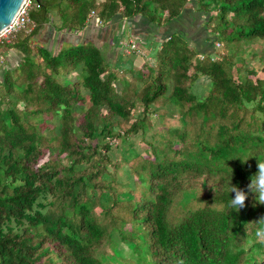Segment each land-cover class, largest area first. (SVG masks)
<instances>
[{
	"label": "trees",
	"instance_id": "16d2710c",
	"mask_svg": "<svg viewBox=\"0 0 264 264\" xmlns=\"http://www.w3.org/2000/svg\"><path fill=\"white\" fill-rule=\"evenodd\" d=\"M35 1L33 28L0 43L22 54L0 65V264H264V205L228 207L264 159V0ZM190 1L211 50L176 32L138 70L89 41L31 42L51 10L76 31L91 12L165 25ZM138 135L141 152L111 158Z\"/></svg>",
	"mask_w": 264,
	"mask_h": 264
},
{
	"label": "crops",
	"instance_id": "0c3cea01",
	"mask_svg": "<svg viewBox=\"0 0 264 264\" xmlns=\"http://www.w3.org/2000/svg\"><path fill=\"white\" fill-rule=\"evenodd\" d=\"M59 18L58 12L51 10L49 20L32 37V44L54 54L64 46L89 41L101 50L110 66L116 69L138 70L144 62L153 58L159 44L176 32L186 34L190 43L202 52L212 48L209 35L202 27L203 16L195 10L192 1L179 18L165 25L153 24L141 15L128 19L116 15L110 21L101 23L98 18L89 16L82 29L72 31L61 28ZM131 40L136 44V50L129 48ZM0 54L4 56L2 65L5 68L16 67L22 57L20 51L13 47L0 48Z\"/></svg>",
	"mask_w": 264,
	"mask_h": 264
},
{
	"label": "clouds",
	"instance_id": "9594fccd",
	"mask_svg": "<svg viewBox=\"0 0 264 264\" xmlns=\"http://www.w3.org/2000/svg\"><path fill=\"white\" fill-rule=\"evenodd\" d=\"M256 159L258 171L255 175L250 177V183L247 186L248 191L246 192L237 186H233L232 184L230 185V192L235 194L234 198L231 197L228 203V207L230 209H234L239 212L241 209L245 208L246 201L249 199L250 194L252 195L254 200L253 206H256V204L264 205V159ZM247 161L243 162L247 163ZM252 224L256 225L255 231L253 233L255 241L257 243L264 244V217H262L259 222H254ZM247 243L248 236L247 239L242 242L241 246H246Z\"/></svg>",
	"mask_w": 264,
	"mask_h": 264
},
{
	"label": "rangeland",
	"instance_id": "374dc122",
	"mask_svg": "<svg viewBox=\"0 0 264 264\" xmlns=\"http://www.w3.org/2000/svg\"><path fill=\"white\" fill-rule=\"evenodd\" d=\"M118 37V36H117ZM132 43H134L133 40H131ZM130 42V43H131ZM144 44V43H143ZM136 44L134 43V49L136 50ZM129 48H133L130 46ZM262 45H255V49L257 52L261 53L262 50ZM259 53H257V56L255 57L254 60L249 62V66H251L254 62L258 61L259 59ZM142 56V55H141ZM4 64V56L0 54V65ZM262 77H264V73H260ZM209 87V79L207 77L202 76L199 80L195 82V84L192 87V92L198 97V99H203L207 90ZM168 112L170 116L174 117V111L171 106H168ZM153 118V117H152ZM153 120H156V117L153 118ZM140 142V137L139 135L136 137H133L132 140L126 141V144L120 143V146L116 148L115 150L110 152L111 158L112 159H117V158H122L125 157L126 159L129 158V156L136 154L137 152H141L145 147L143 144ZM125 167V166H124ZM117 255H122L124 257L131 256V249L129 245H126L122 242H118V247H117Z\"/></svg>",
	"mask_w": 264,
	"mask_h": 264
},
{
	"label": "built area",
	"instance_id": "2783aa9c",
	"mask_svg": "<svg viewBox=\"0 0 264 264\" xmlns=\"http://www.w3.org/2000/svg\"><path fill=\"white\" fill-rule=\"evenodd\" d=\"M35 7H39L35 0L24 1L11 23L0 32V43L9 42L14 34L20 29H26V31L29 32L33 28L34 22L29 18L28 12ZM92 14L93 12H91L90 16H93ZM98 22L101 23L99 19ZM131 46L134 48V43L131 42Z\"/></svg>",
	"mask_w": 264,
	"mask_h": 264
},
{
	"label": "water",
	"instance_id": "95a60500",
	"mask_svg": "<svg viewBox=\"0 0 264 264\" xmlns=\"http://www.w3.org/2000/svg\"><path fill=\"white\" fill-rule=\"evenodd\" d=\"M25 0H0V32L8 26Z\"/></svg>",
	"mask_w": 264,
	"mask_h": 264
}]
</instances>
